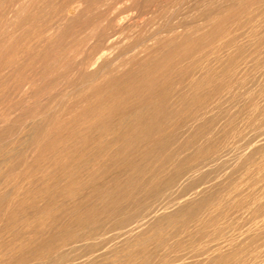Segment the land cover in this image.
<instances>
[{"label":"bare ground","instance_id":"6f19581e","mask_svg":"<svg viewBox=\"0 0 264 264\" xmlns=\"http://www.w3.org/2000/svg\"><path fill=\"white\" fill-rule=\"evenodd\" d=\"M119 1L0 0V264H264V0Z\"/></svg>","mask_w":264,"mask_h":264},{"label":"rangeland","instance_id":"374dc122","mask_svg":"<svg viewBox=\"0 0 264 264\" xmlns=\"http://www.w3.org/2000/svg\"><path fill=\"white\" fill-rule=\"evenodd\" d=\"M190 1H191V0H190ZM190 1L187 0V2H189V3H187L185 0H184V1L182 0V3H183L184 5L181 3V5L177 8V11H176V12H177L178 14H177V15H174L173 17L171 16V17H170V20H169V18L166 19V21H165V19H164V20H163V21H164V25L162 24L163 21H161V20H162V18H161V19L154 20L153 22H155V23H152V26H153V27L151 26V27H149V28H150V29L153 28V30L156 29V30H155V33H156L157 30H160V28H161V29L163 28V30H167V27H169L170 29H172V27H173L174 25H175V27H173V28H177V27H178L177 25L179 24V26H180L181 23L183 22V19L185 18V17H184L185 14H189V15H191V17H193V18H201V17L204 18V17L210 15V14L213 13V12H214V13L217 12V11L219 10V5H220V6H221V5L224 6V5H228V4H229L228 6H230V5H233V4H234V6H236L237 4H235V3H238V4H239V2H240V0H236L235 3H234V0H233V4H232V3H231L232 0H231V1H229V0H195L197 3H201V2H202V4L200 5V4H197L194 0L191 1V2H190ZM211 1H212V2H211ZM215 1H216V2H215ZM228 1H229V2H228ZM237 1H239V2H237ZM244 1L246 2L247 0H243V3H244ZM119 2H120L119 7H120V6H123V7L125 6L124 9H126L127 11H128V9H129V12H126V11H125V13H124L125 15H127V13H128L129 15H127V16H128L129 18H131V15H130V14H132V16H133V14H134V16H135V14H136L135 18H137V20L139 19V17H141V18L138 20L140 23H145V21H146V23H147V22H150V20H151L150 15L152 16V14H151V13L153 12L152 7H153V4L155 3V0H146V2L143 1L145 4H144L143 2H141V4H140V3H137L138 5L135 4L136 6H135L131 1H128V0L125 1L126 4L123 3V1H122V3H121V1H119ZM119 2H117V3H119ZM184 2L186 3V6H185V3H184ZM218 2H219V3H218ZM225 2H226V3H225ZM241 2H242V1H241ZM127 3H128V5H127ZM129 3H130V4H129ZM190 3H192V4L195 3V4H197V5L193 4V5L191 6ZM204 3H205L207 6H206ZM209 3H210V4H209ZM263 3H264V2H262V3H261L262 5L260 4V6L258 7V8H259V10H258V13H259L258 16H260V15H261V16H260V17L257 16V18H262V21H263V22H260V23H261L260 25H264V20H263V18H264V17H263V16H264V5H263ZM121 4H122V5H121ZM123 4H124V5H123ZM132 4L134 5L135 9L132 7V6H133ZM139 4H140V6L142 5L140 8L137 7V6H139ZM187 4H188L189 6H188ZM129 5H130V6H129ZM116 6L118 7V4H116ZM126 6H128V7L126 8ZM183 6H185V7H187V8L189 7V8H188L189 10H191L192 7H193V8H194V9H193V12H194L195 14H194L193 12H191L192 10L189 11L188 9H186V8L183 7ZM190 6H191V9H190ZM194 6H195V7H194ZM197 6H198V7L200 6L201 8H200V7L198 8ZM130 7H131V8H130ZM136 7H137V9H136ZM143 7H144V8H143ZM182 7H183L184 9H183ZM121 8H122V7H120V9H121ZM132 8H133L135 11H134ZM141 8H142V9H141ZM195 8H197L198 10L195 9ZM214 8H215V9H214ZM216 8H217V9H216ZM261 8H262V9H261ZM130 9H132V10H130ZM138 9H139V10H138ZM185 9H186V12L184 13ZM199 9H200V11H201V9H202V11L204 10V12H200L199 14H198V12H195V11H199ZM210 9H213V10H211V13H210ZM142 10H143V11H142ZM180 10H182V11L180 12ZM187 10H188V11H187ZM206 10L208 11V15H207V11H206ZM214 10H215V11H214ZM130 11H131V12H130ZM205 11H206V13H205ZM133 12H134V13H133ZM135 12H138V13H135ZM189 12H190L191 14H190ZM180 13H182V14H180ZM183 13H184V15H183ZM192 13H193V14H192ZM196 13H197L198 15H197ZM202 13H203V14H202ZM204 13H205V15H204ZM214 13H213V14H214ZM138 14H139V15H138ZM179 14H180V15H179ZM201 14H202V15H201ZM137 15H138L139 17H138ZM140 15H141V16H140ZM145 15L147 16V18L145 17ZM181 15H183V19H182ZM196 15H197V16H196ZM199 15H200V16H199ZM134 16H133V17H134ZM176 16H180V17L178 18V17H176ZM187 16H188V15H187ZM149 17H150V18H149ZM188 17H189V16H188ZM143 18H144V19L146 18L147 20L144 21ZM172 18H173V19H172ZM180 18H181V19H180ZM257 18H256V19H257ZM148 19H149V20H148ZM175 19H176V20H177V19H180V20H179L180 22L177 20V23H178V24L175 23V24L171 25L173 22H176ZM141 20H143V21L141 22ZM158 20H160L161 22H160V21H159V22H156V21H158ZM171 20H172L173 22H172ZM181 20H182V21H181ZM184 20H185L186 23H182V25L180 26V28H181L184 24H185V25H184L183 27H187V26H188V25H186V24H188V23H187V21H188L187 18L184 19ZM168 21H169L171 24H170V23H166V22H168ZM158 23H160V24H162V25H160V24H158ZM156 24H158V25H156ZM165 24H166L167 27H164ZM168 24H169V26H168ZM159 25H160L161 27H160ZM156 26H157V28H156ZM154 27H155V28H154ZM159 27H160V28H159ZM253 28H255V30H256V27H253ZM150 29H149V31H150ZM153 30L150 31V32L153 33V32H154ZM168 30H169V29H168ZM252 30H253V29H252ZM255 30H254V31H255ZM108 31H109V30H108ZM112 31H114V30H110V31H109V35H110V39H109V40H114V41H117L118 39L122 40V37H123V36H121L120 34H117L116 31H114V32H112ZM260 31H261V30L258 28V31H256V32L259 33ZM115 32H116V34H115ZM260 33H261V32H260ZM114 34L116 35L117 40H115V39H116L115 37H112ZM115 35H114V36H115ZM119 35H120V36H119ZM120 37H121V38H120ZM123 38H124V37H123ZM127 40L129 41V38H125V40L123 39V41H127ZM128 41H127V42H128ZM263 71H264V70H262L261 72H263ZM261 74H262V75H261ZM263 75H264V72L255 75V77H257V78H255L256 80L254 81L255 84L253 83L252 86L250 85L251 87L249 86V88H247V89L249 90V92H252V93L255 92V89H257V88L260 86V85L258 86V84H262V82L264 83V79H263L264 76H263ZM243 90H244V89H243ZM249 92H248V93H249ZM218 95H219V94H217V97H218ZM219 96H220V95H219ZM219 98H221V97H219ZM219 98H216L215 100H217V99H219ZM221 99H222V98H221ZM221 99H219V100H221ZM215 100H213V102H214ZM219 100H218V101H219ZM225 101H226V102H225ZM216 102H217V101H216ZM216 102H214V104H215ZM224 102H225L224 104H222L223 102L220 103L221 106L218 105L219 108L221 107V109L218 110V109H219V108H218V109H217L218 111L216 110V113H217V114L219 113V116H220V114H223V112L228 108V107H226V106H229V105H230V104L228 105V102H227L226 98H225ZM232 103H235V102L233 101ZM225 104H227V105L225 106ZM224 106L226 107V109H225ZM232 106H233V108H235V107H234V104H233ZM232 106H229V107H232ZM235 106H236V105H235ZM222 107H223V109H222ZM209 109H210V108H209ZM209 109H208V110H209ZM212 109H213V107L211 108V111H212ZM224 109H225V110H224ZM208 110H207V111H208ZM221 110H223V112H222ZM209 111H210V110H209ZM220 111H221L222 113H221ZM204 112L206 113V111H201V112L199 113V117H198V120H197L198 122H197V121H194V122H196V123H194L193 121H191V122H193V123L195 124V126L197 125V123H199V124L201 123V124H200V127H199L200 130H202L201 132L198 133L197 130H194L196 133H194V131H192V136H189V137H188V133H189V132H187L186 130L191 126V125H190V124H191L190 121H189V124L187 123V124H184V125H181V126H177L176 128H174V129L172 130V132H171L172 134L170 133V135H169V136L172 135V137H171V138L169 137V138L171 139V141H170V144L168 145V149H169V148L172 149V151H174V154H175L176 156H174V159H175V160L173 159V160H171V161H174V162H176V163L180 162V163H178V164H183L182 161H183V159L185 158V155H184V154H186L185 151H187V152H188V150L190 151V150L192 149V144H193V147L197 146V145L199 144V140H200V142L203 141V139L205 140V138H207L206 136L209 135L210 132L213 131V130H212L213 127H215L216 125L219 124V121L221 120V119L219 120L220 117L217 118V121H216V118H215V121H214V120L212 121V120H210V119H212V118H209L208 120H210V121L208 122V123H209V124H208V123H207L208 120L206 121V117L208 118V116H205V114H203ZM208 113H209V115L211 114L210 112H208ZM208 113H206V115H208ZM217 114H216V115H217ZM200 115H201V116H200ZM203 115H204V116H203ZM200 117H201V118H200ZM204 117H205V118H204ZM214 117H215V116H214ZM217 117H218V115H217ZM203 118H204V120H203ZM200 120H201V121H200ZM218 120H219V121H218ZM199 121H200V122H199ZM202 121H203V122H202ZM204 121H205V122H204ZM202 123H203V124H202ZM204 123H205V124H204ZM194 124H193V125H194ZM199 124H198L197 126H199ZM213 124H215V126H214ZM188 125H189V126H188ZM203 125H204V126H203ZM208 125H209V127H207ZM210 125H211L212 127H210ZM182 126H184L185 128L182 127ZM180 127H181V128H180ZM186 127H188V128H186ZM206 127H207V128H206ZM190 128H191V127H190ZM190 128L188 129V131L190 130ZM201 128H202V129H201ZM208 128H209V129H208ZM211 128H212V129H211ZM176 129H177L178 131H177ZM181 129L185 130V132H184L183 130H181ZM204 129H206V130L208 129V130L206 131V130H204ZM174 130H176V131L174 132ZM198 130H199V129H198ZM203 130H204V131H203ZM209 130H210V131H209ZM261 130H262V129H261ZM182 131H183V132H182ZM208 131H209V132H208ZM255 131H256V132H258V131L260 132V130H254V132H255ZM254 132H253V130L251 131V133H254ZM256 132H255V133H256ZM27 133H28V132H27ZM176 133H180V134H182V135L179 136V137L182 136V137H181V140L179 139V137H177L179 134H177V136L175 135ZM184 133H185V134H184ZM190 133H191V132H190ZM190 133H189V135H191ZM251 133H250V135H251ZM255 133H254V135H255ZM203 134H205V135H203ZM27 135H28V134H27ZM27 135H26V136H27ZM185 135H186V136H185ZM252 135H253V134H252ZM28 136H29V135H28ZM263 136H264V134H262V135H260V136H256V137H254L251 141H249L248 143H247L246 141L244 142V141H242V140H241V142H239V143H235L234 146H231V148L229 149L230 151L227 150V151L225 152V154H226L225 157L228 159V161H232V158H233L234 156H237L239 152L241 153L242 151H244L246 146L249 147V146H250V143L252 144V143H254V142H256V141H259L260 139H258V138H259V137L262 138ZM175 137H177V140H175V139H176ZM195 137H196V138H195ZM200 137H202L203 139H202V140L199 139ZM173 138H175V139H174V141L172 142V139H173ZM189 138H190L191 144H190ZM183 139H185L184 142L180 143V141H183ZM195 139H196V140L199 139V140L196 141ZM177 141H179V142L177 143ZM185 141H186V142H185ZM188 141H189V144H188V146L186 147V144L188 143ZM192 141H193L194 143H193ZM252 141H254V142H252ZM196 142H198V143H196ZM171 143H172V144H171ZM185 143H186V144H185ZM195 143H196V144H195ZM174 144H175V146H174ZM181 146H183V147L181 148ZM189 146H190V147H189ZM175 147H176V148H175ZM179 147H180L181 149H180ZM178 148H179L180 151L178 150ZM183 148H184V149H183ZM186 148H187V149H186ZM189 148H190V149H189ZM235 148H236V149H235ZM239 148H240V149H239ZM242 149H243V150H242ZM182 151H183L184 153H183ZM231 152H232V153H231ZM240 153H239V154H240ZM230 154H231V155H230ZM234 154H235V155H234ZM228 156H229V157H228ZM175 157L178 158V160H177ZM179 158H180L181 160H179ZM233 159H234V158H233ZM176 160H177V161H176ZM181 162H182V163H181ZM159 189H160V191H159L158 188H157V189L153 190V193H152V191L149 192V194H150L149 196H153V195H155L154 197L157 196V197H158V200H159V197H160V198H163V199H160V200H159V201H163L164 198H165L166 196L169 195L168 192L171 193V191H172V192L174 191L173 189H168V190H170V191H167L166 188H165L164 191H162L163 189H162L161 187H160ZM156 190H157V191H156ZM158 191H159V192H158ZM165 191H166V192H165ZM154 192H156L157 194L160 193L159 196H158L156 193H154ZM163 196H164V197H163ZM157 197H156V198H157ZM166 201H167V200H166ZM165 203H167V202H165ZM165 203H164V204H165ZM114 231H117V230L110 231V232L107 234L108 236L106 235L105 240L103 239V241H107V240H109V241H107V242H110V241L112 242V241L115 240L114 238L118 239V237H119V235H120L121 232H120V231H119V232H118V231H117V232H114ZM115 233H116V236L113 235V234H115ZM111 234H112L113 236H109V235H111ZM117 234H118V235H117ZM112 237H113V238H112ZM107 242H106V243H107ZM94 243H95V242H94ZM82 248H83V249H82ZM82 248H78V250H77L76 252H80V249H81V250H82L81 253H83V252H86L87 249H88V247H86V248H85L86 250L84 251V247H82ZM89 248H90V247H89Z\"/></svg>","mask_w":264,"mask_h":264}]
</instances>
